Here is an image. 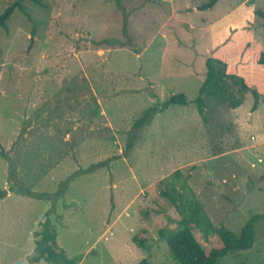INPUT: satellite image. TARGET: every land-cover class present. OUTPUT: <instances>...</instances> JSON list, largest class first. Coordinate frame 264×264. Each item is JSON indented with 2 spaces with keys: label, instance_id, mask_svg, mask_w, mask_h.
Wrapping results in <instances>:
<instances>
[{
  "label": "rangeland",
  "instance_id": "rangeland-1",
  "mask_svg": "<svg viewBox=\"0 0 264 264\" xmlns=\"http://www.w3.org/2000/svg\"><path fill=\"white\" fill-rule=\"evenodd\" d=\"M17 1L0 25V264H53L32 262L48 232L78 264H177L158 232L180 217L158 188L176 170L216 226L239 235L264 213V0L202 12L208 0H0V14ZM210 55L261 93L259 110L251 91L238 108L205 97L207 121L194 103L172 105L128 150L148 108L198 96ZM142 229L147 249L132 240ZM255 231L216 264H264V218Z\"/></svg>",
  "mask_w": 264,
  "mask_h": 264
},
{
  "label": "trees",
  "instance_id": "trees-1",
  "mask_svg": "<svg viewBox=\"0 0 264 264\" xmlns=\"http://www.w3.org/2000/svg\"><path fill=\"white\" fill-rule=\"evenodd\" d=\"M40 2V0H34ZM219 0H208L206 3L196 7L199 12L206 11ZM121 6L122 0H116ZM17 6L21 10L24 7L20 1L8 6L0 14V25L7 28V21L11 18ZM255 15L260 18L256 26H264V10L257 8ZM111 44L119 43L117 38L108 39ZM259 64H264V52L260 53ZM205 77L199 89L198 96L191 100L184 92L172 94L167 100L148 108L144 115L137 119L129 131L127 149L132 150L138 132L153 118V115L160 110H165L172 105L188 106L191 103L196 105L199 114L208 120V112L205 104V97L214 99L221 104H227L230 108H238L246 98V93L252 92L254 103L251 111L254 112L260 106L261 93L250 87L245 77L230 72L228 64L220 57L210 55L205 61ZM3 156L10 158L2 148ZM174 178L163 180L158 183L160 195L175 207L180 217L177 219L168 217L169 223L162 221L159 228V236L169 246L172 258L177 264H216L217 260L229 253L246 250L254 246L256 240L255 224L264 218V213L254 214L243 226L238 235L228 227L216 226L207 213L204 204L198 199L194 190L191 189L180 170H176ZM73 178L71 176L68 181ZM68 181H62V196L68 187ZM6 191H0V197H4ZM41 198H53L52 193H41ZM133 242L143 249L149 247V236L147 230L142 229L132 237ZM38 254L32 258V262H39L42 259L53 264H78V258H69L64 251L57 250L56 235L48 232L38 241ZM136 264H154L148 258H143Z\"/></svg>",
  "mask_w": 264,
  "mask_h": 264
},
{
  "label": "crops",
  "instance_id": "crops-1",
  "mask_svg": "<svg viewBox=\"0 0 264 264\" xmlns=\"http://www.w3.org/2000/svg\"><path fill=\"white\" fill-rule=\"evenodd\" d=\"M246 1H247V2H246ZM246 1H243V2H244V4L247 5L249 1H248V0H246ZM214 5H215V4H214ZM251 28H252V26H251ZM256 28H257V29H264V26H256ZM261 52H264V50H261ZM259 56H260V55H259ZM257 57H258V56H257ZM257 57H256V58H257ZM257 63H258V62H257ZM243 77H244V76H243ZM259 108H260V106H259L258 109H257L256 111H254V112H257V111L259 110Z\"/></svg>",
  "mask_w": 264,
  "mask_h": 264
},
{
  "label": "water",
  "instance_id": "water-1",
  "mask_svg": "<svg viewBox=\"0 0 264 264\" xmlns=\"http://www.w3.org/2000/svg\"><path fill=\"white\" fill-rule=\"evenodd\" d=\"M14 264H29V263L26 259L22 258L16 261Z\"/></svg>",
  "mask_w": 264,
  "mask_h": 264
}]
</instances>
